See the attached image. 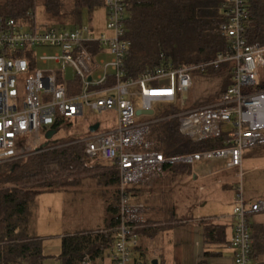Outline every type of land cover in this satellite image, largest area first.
<instances>
[{
    "label": "built area",
    "instance_id": "obj_1",
    "mask_svg": "<svg viewBox=\"0 0 264 264\" xmlns=\"http://www.w3.org/2000/svg\"><path fill=\"white\" fill-rule=\"evenodd\" d=\"M103 6L108 33L99 36L93 35L89 25L52 26L43 22L27 27L0 17V163L30 154L39 134L53 129L57 117L83 115L84 107L99 112L113 110V129L78 139L89 158L109 161L118 171L113 244L107 257L103 252L94 261L89 252H84L79 264H141L132 254L140 244L141 230L147 227L145 204L131 199V186L146 184L164 166L225 160L227 167L240 169L242 150L264 144V89L245 91L256 83L258 69L264 68V44L245 39L248 0H223L219 30L228 40L225 52L206 63L145 68L137 78L126 77V0H104ZM40 47L45 50L39 55L36 49ZM92 47L106 52L109 59L96 58ZM49 62L62 63V67L40 68ZM226 62L231 63L233 83L215 103L182 110L174 116L179 132L195 142L218 136L223 124L231 123L228 145L170 156L150 149V125L160 119L162 111L152 119H141L150 115H136L135 111L153 110L155 105L184 107L195 75ZM66 69H71L72 78ZM72 79H77L80 87L68 94V81ZM263 209V200L246 202L242 191H237L230 240L233 264H252L249 216ZM158 240V234L149 238L148 249L156 247Z\"/></svg>",
    "mask_w": 264,
    "mask_h": 264
},
{
    "label": "trees",
    "instance_id": "obj_2",
    "mask_svg": "<svg viewBox=\"0 0 264 264\" xmlns=\"http://www.w3.org/2000/svg\"><path fill=\"white\" fill-rule=\"evenodd\" d=\"M222 1L126 0L125 38L129 41V47L124 60L125 76L137 78L145 68L169 64H202L225 52L228 40L219 30L223 20L220 10ZM103 4L104 0H0V17H8L31 27L37 23L35 7L40 5L43 10L42 23L52 26L75 25L82 24L84 10L91 13ZM244 36L247 42L264 44V0H248ZM217 71H227L220 96L233 83L231 63L206 68L205 73ZM68 85V94L80 87L77 79L68 81ZM263 89L264 84L256 82L245 91ZM179 110L176 106L165 107L158 117L160 119L150 125V149L170 156L210 151L228 145L229 131L222 130L216 137L197 142L182 135L178 130V118L174 116ZM62 121L63 118L57 117L53 129L58 130ZM78 139L74 136L59 140L39 151L0 163V264H49L41 238L31 231L30 206L43 190L76 187L84 179H94L99 185L113 187L105 190L112 191L113 202L106 208L112 217L106 229L100 232L61 236L58 264H79L84 252H89L96 261L103 252L111 249L112 229L117 220L118 171L114 164L106 166L101 163L105 162L102 159L89 158L83 142ZM169 170L174 174L192 172L189 165L162 168V171ZM146 224L141 233L149 237L166 229L159 221L146 220Z\"/></svg>",
    "mask_w": 264,
    "mask_h": 264
},
{
    "label": "rangeland",
    "instance_id": "obj_3",
    "mask_svg": "<svg viewBox=\"0 0 264 264\" xmlns=\"http://www.w3.org/2000/svg\"><path fill=\"white\" fill-rule=\"evenodd\" d=\"M35 18L37 23H42L43 10L40 5L35 7ZM82 24L89 25L93 28V35L99 36L100 34H107L105 27V8L99 6L95 8L91 13L88 10H84L82 14ZM69 26V25H67ZM45 49L37 48L36 51L40 55ZM48 52H52V49H47ZM105 60L109 59V55H102L99 57ZM62 67V63L57 64L49 62L46 66H40L42 69H49L54 67ZM71 69H66L67 74L70 76ZM98 70L97 72H99ZM212 76L213 96L207 103L211 104L216 98L219 97L223 76L227 71L207 72ZM96 72L94 73V75ZM257 83L264 84V68H259L257 73ZM226 75V74H225ZM248 88V87H246ZM194 89L188 92V97L184 108L193 105ZM217 100V99H216ZM165 105H155L153 107L154 115L146 116L141 119H152L157 116L159 112L165 109ZM182 111V108H179ZM98 122L99 128L97 131H106L113 129L116 126V114L113 110H105L99 112L97 110H90L84 107L83 115L63 119L57 132L54 134L53 139L65 140L69 137H79L87 135L88 127L90 124ZM224 125V124H223ZM224 131H230L232 129L231 123H226L223 126ZM43 133V132H42ZM39 134V142L31 148L30 153L40 146L44 141V135ZM36 147V148H35ZM243 163L241 168L235 172V170H227L224 173L213 175L211 178L199 179L194 183L190 178L186 176H179L173 173L172 170L166 172L167 187L162 190L169 192L166 195L168 201L166 202L168 208L161 212L163 217L169 216L168 210L170 209V202L174 205V214L177 218H191V215L195 217L196 213L194 207H197L198 201L201 199L203 202L207 200L208 204L202 209L205 211H213L214 215H222L227 211L228 201L232 195L237 191H248L253 194L264 193V144L253 145L245 147L242 150ZM223 162H206L207 168L215 163ZM102 164L109 166L106 162ZM203 165L200 163L194 164L196 166ZM227 177H226V176ZM214 176H216L214 178ZM230 177V178H228ZM191 183L194 185L186 186L183 184ZM208 183L207 187L203 190L200 186ZM113 189V187H104L99 185L94 179H84L79 186L59 187L50 190H43L34 200L32 206H30L31 217V231L34 235L38 236L42 240L43 252L47 258L49 264L58 263V257L61 251V236L65 234H88L100 232L105 230L109 225V221L112 214L107 212V206L111 201V192H105V190ZM181 191L184 193L183 199H180ZM110 193V195H109ZM198 194V196H197ZM162 197V194H159ZM202 196V197H201ZM142 199H146L143 198ZM179 199V200H178ZM177 203L178 207L177 208ZM233 207V206H232ZM220 213V214H219ZM107 257L109 250L104 252ZM134 257L135 254H132ZM140 258V257H139ZM141 261L144 264H149L151 257L149 251L145 250L141 256Z\"/></svg>",
    "mask_w": 264,
    "mask_h": 264
},
{
    "label": "crops",
    "instance_id": "obj_4",
    "mask_svg": "<svg viewBox=\"0 0 264 264\" xmlns=\"http://www.w3.org/2000/svg\"><path fill=\"white\" fill-rule=\"evenodd\" d=\"M93 48L95 47H92L91 50ZM93 53L96 58L102 55L108 56L106 52H100V49L93 50ZM204 74L209 73H198L195 75L193 85L190 88V90L194 89L193 105L186 108L182 107V110H190L201 106H207L206 102L212 98V89L214 85L212 82V76ZM225 74L223 76V80L226 78ZM69 77L72 78V74ZM216 99L213 103H215ZM213 103L208 105H212ZM223 126L221 131H224ZM89 133L91 132L88 130L87 134ZM33 147L34 146L31 145V148ZM219 161L221 160H217L215 162ZM242 161L243 156H241V165L243 163ZM105 162L109 165L113 164L109 161ZM193 166L194 165L190 166L192 169L190 174L183 173L176 175H184L196 183V181H199L200 178H211L213 175L224 173L227 170H235V172L239 170L237 167H227L225 165V160L218 164L215 163L208 168L207 165L205 166V164L196 166V169H194ZM166 172L167 171H160L146 184L134 185L130 187L131 199L133 201H142L145 204L144 215L146 220L153 222L159 221L166 227V229L158 231V233L152 237L141 233L140 244L133 251L135 256H132V258L138 263L144 264L140 258L144 254L145 250H147L150 253L151 262L153 259H156L157 264H233L234 251L230 246V240L232 237L234 224L232 217V206L235 202L236 192L228 201L230 204H226L228 207L227 211L222 215H214L216 213H212L213 211L211 210L206 212L200 210L199 212V209H202L208 204L207 200L203 202L201 198L196 204L197 207H194L196 213L195 217L191 215V218L189 219L184 217L177 218L174 214L175 209L172 202H170V209L168 210L169 216L163 217L160 214L162 211L168 208L166 204L168 201L166 195H169V190L162 193L163 189L168 188L166 183ZM215 177L216 176H214V178ZM194 183H186L183 185L191 186L194 185ZM207 186L208 183H205V185L200 186V189L203 190L204 187ZM159 194H162L163 196L160 197ZM180 195V199L182 201L184 193L181 191ZM242 195L246 202H255L257 200L264 201V193L253 194L243 190ZM143 196L146 199H142ZM177 208H179L178 203ZM249 223L252 235V246L254 245L252 249L253 254L251 256V262L252 264H264V209L251 214L249 216ZM157 234L159 236L157 246L151 250L148 249L147 240L149 238L155 237Z\"/></svg>",
    "mask_w": 264,
    "mask_h": 264
},
{
    "label": "water",
    "instance_id": "obj_5",
    "mask_svg": "<svg viewBox=\"0 0 264 264\" xmlns=\"http://www.w3.org/2000/svg\"><path fill=\"white\" fill-rule=\"evenodd\" d=\"M88 79H90V76H88ZM135 113H136V115H140L142 113L151 115L153 113V110L152 109H149V110L137 109L135 111ZM98 128H99V123L98 122H95V123L89 125L88 130H89V132H95ZM56 132H57L56 129H49V130H47L44 133L45 141L40 146H38L36 148V151H39L40 149L45 148L50 143H52V144L57 143L58 140L53 139V136H54V134ZM152 264H157V260L156 259H153L152 260Z\"/></svg>",
    "mask_w": 264,
    "mask_h": 264
}]
</instances>
